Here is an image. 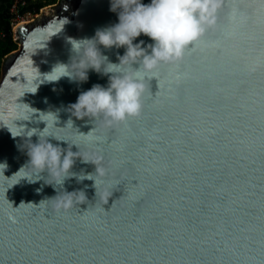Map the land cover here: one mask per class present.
<instances>
[{"label":"water","instance_id":"water-1","mask_svg":"<svg viewBox=\"0 0 264 264\" xmlns=\"http://www.w3.org/2000/svg\"><path fill=\"white\" fill-rule=\"evenodd\" d=\"M109 2L58 0L12 31L18 48L0 70V264H264V0H223L216 29L179 68L146 78L140 119L88 133L94 121L67 106L109 74L45 73L70 61L72 40L117 22ZM100 48L113 62L124 51ZM173 71L185 73L178 83ZM47 112L49 131L69 142L47 139L75 141L84 158L101 151L104 176L86 175L95 165L80 157L59 184L46 170L20 176L21 145L38 139ZM61 189L85 200L55 212L41 200Z\"/></svg>","mask_w":264,"mask_h":264},{"label":"clouds","instance_id":"clouds-1","mask_svg":"<svg viewBox=\"0 0 264 264\" xmlns=\"http://www.w3.org/2000/svg\"><path fill=\"white\" fill-rule=\"evenodd\" d=\"M222 6L223 0H148L147 3L142 0H110L109 10L116 12L117 22L97 28L92 37L72 40L70 61L56 63L51 71L45 73V78L55 81L66 75L76 81H85L89 69L102 75L109 74L106 85L93 83L79 91L76 100L67 106L76 118L88 117L94 121L95 126L88 133L97 127L110 130L125 125L129 120L140 119L145 110L146 78L158 77L161 65L178 69L190 46L194 47L206 33L216 29L217 13ZM230 19H236L234 9ZM141 33L150 37V42L135 40ZM101 45L104 48L123 47L124 51L117 53V61L113 62L102 53ZM184 75L173 71L171 79L178 83ZM47 113L52 119L45 120L38 139L35 142L24 140L21 145L28 160L18 170L20 176L32 177L46 170L48 177L52 178L48 182L59 184L65 177L75 175L70 171L75 157L95 165V172L86 175L104 176L108 169L101 151L84 158L79 150L74 152L71 149V144L77 145L75 141L62 148L47 139L49 135L57 140L63 139L49 131L50 126H55L56 117L52 112ZM67 123L72 122L69 119ZM89 139L99 149L102 138L93 136ZM96 194L106 202L111 193L107 197H102L97 191ZM84 200L82 190L61 189L41 201H45L53 211L60 212L69 211Z\"/></svg>","mask_w":264,"mask_h":264},{"label":"trees","instance_id":"trees-1","mask_svg":"<svg viewBox=\"0 0 264 264\" xmlns=\"http://www.w3.org/2000/svg\"><path fill=\"white\" fill-rule=\"evenodd\" d=\"M25 7L23 11L38 12L43 6L42 0H23ZM50 3H55L57 0H49ZM11 0H0V68L2 60L10 52L17 49V43L12 36L11 27L9 25L8 9Z\"/></svg>","mask_w":264,"mask_h":264},{"label":"built area","instance_id":"built-area-1","mask_svg":"<svg viewBox=\"0 0 264 264\" xmlns=\"http://www.w3.org/2000/svg\"><path fill=\"white\" fill-rule=\"evenodd\" d=\"M25 2L23 0H11L8 14L11 31L20 23L30 22L38 16L37 12L23 11Z\"/></svg>","mask_w":264,"mask_h":264},{"label":"rangeland","instance_id":"rangeland-1","mask_svg":"<svg viewBox=\"0 0 264 264\" xmlns=\"http://www.w3.org/2000/svg\"><path fill=\"white\" fill-rule=\"evenodd\" d=\"M42 2H43V4H44V6H43L40 10L45 9V8H47L48 6H51L52 4H54V3H50L49 0H42ZM56 2H57V1H56ZM56 2H55V3H56ZM40 10L37 12V14H39ZM17 48H18V46H17ZM0 70H1V68H0Z\"/></svg>","mask_w":264,"mask_h":264},{"label":"snow or ice","instance_id":"snow-or-ice-1","mask_svg":"<svg viewBox=\"0 0 264 264\" xmlns=\"http://www.w3.org/2000/svg\"><path fill=\"white\" fill-rule=\"evenodd\" d=\"M191 49H192V47L190 46V48L188 50H191Z\"/></svg>","mask_w":264,"mask_h":264},{"label":"flooded vegetation","instance_id":"flooded-vegetation-1","mask_svg":"<svg viewBox=\"0 0 264 264\" xmlns=\"http://www.w3.org/2000/svg\"><path fill=\"white\" fill-rule=\"evenodd\" d=\"M57 2H58V0H57ZM57 2H56V3H57ZM56 3H54V4H56ZM54 4H52V5H54ZM52 5H51V6H52Z\"/></svg>","mask_w":264,"mask_h":264}]
</instances>
